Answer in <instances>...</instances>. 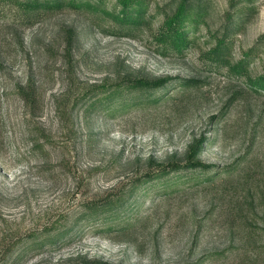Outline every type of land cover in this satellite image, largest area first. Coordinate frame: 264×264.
Instances as JSON below:
<instances>
[{
    "label": "rangeland",
    "instance_id": "374dc122",
    "mask_svg": "<svg viewBox=\"0 0 264 264\" xmlns=\"http://www.w3.org/2000/svg\"><path fill=\"white\" fill-rule=\"evenodd\" d=\"M0 264H264V0H0Z\"/></svg>",
    "mask_w": 264,
    "mask_h": 264
},
{
    "label": "trees",
    "instance_id": "16d2710c",
    "mask_svg": "<svg viewBox=\"0 0 264 264\" xmlns=\"http://www.w3.org/2000/svg\"><path fill=\"white\" fill-rule=\"evenodd\" d=\"M133 8L136 9L135 7H133ZM198 14H199V13H198ZM175 22H176V19H174V21H173L172 23H173V24H176ZM173 24H172V25H173ZM188 165H189V164H188ZM96 208H97V206L94 205V206H93V209L95 210Z\"/></svg>",
    "mask_w": 264,
    "mask_h": 264
}]
</instances>
